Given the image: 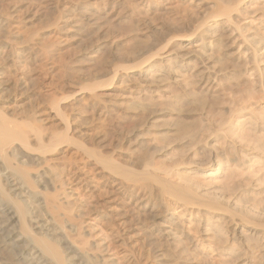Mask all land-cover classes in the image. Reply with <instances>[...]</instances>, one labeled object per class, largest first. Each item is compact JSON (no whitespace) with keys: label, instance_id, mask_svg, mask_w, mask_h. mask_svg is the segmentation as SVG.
Listing matches in <instances>:
<instances>
[{"label":"bare ground","instance_id":"bare-ground-1","mask_svg":"<svg viewBox=\"0 0 264 264\" xmlns=\"http://www.w3.org/2000/svg\"><path fill=\"white\" fill-rule=\"evenodd\" d=\"M249 1L0 0V191L6 183L7 195L15 193L17 201H11L13 194L9 201L14 206L12 214L17 215L21 237L24 238L22 232L28 235L32 241L29 243L42 256L39 259L31 257L28 264H116L109 257L99 258L101 254L97 253L105 252V248L91 253L89 245L88 249L84 248L87 245H81L85 242L84 236H78L86 231H80L83 227H79L84 225L82 211L77 214L72 206L75 212L70 213V208L66 209L67 213L69 211L66 214L57 202L59 199L49 197L51 192L46 190L44 176L37 173L36 167L41 168L45 156H56L59 149L73 145L75 153L80 155L78 161L76 154V161L72 159L74 162L70 161L72 156L65 161L58 154L63 160L62 166L74 189L81 188L91 200L87 214L93 215L104 229V237L109 240L104 243L102 239L108 247L106 251L110 249L121 254L124 264H193L189 256L192 254L182 245L184 240H181L179 225L167 211L169 204L182 210L204 211L218 218L228 215L229 221L243 224L246 231L239 227L232 229L233 241L236 239L245 245L250 238L259 239L260 243L249 244L250 247L245 245L250 252H257L258 257H244V254L239 258L240 264H264V199L259 201L258 198L257 202L255 197L256 202L252 201L253 208L258 210L256 216L249 217L250 213L243 209L242 205L252 198L248 200L247 194L246 200L242 198L245 202L240 209L243 207L244 213L249 214L242 210L236 212L239 207L232 210L226 206L229 204L214 199L218 191L214 188L209 192L210 180L202 182L204 171L220 172L218 168L222 162H217L213 168L219 157L216 155V161H213L204 151L201 158L200 152L196 151L198 159L192 160L195 155L189 158L191 145L196 143L192 141L201 142L199 140L217 136L216 132L226 129L228 132L224 138L232 139L235 135L234 128L231 129L233 123L228 120L235 115L241 117L255 113L248 108L252 106L249 101L264 99V82L256 83L259 90L253 89L252 93L247 90L251 84L244 75L248 62L244 63L245 59L238 57L232 49L231 34L234 31L251 51L250 57L254 61L250 62L255 65L259 62L255 57L264 54V23L263 18L257 17L264 13V0H251L254 7ZM251 17L256 23L254 27L245 25L242 28L240 22ZM13 47L18 50L19 61L33 63L27 73L20 71V74L15 70L10 73ZM43 56L51 62L47 78L41 74L42 64L36 63ZM81 62L83 64H79ZM68 71L74 76L63 80ZM43 79L46 83L41 84L48 87L46 92L51 94L47 100L49 110L60 125L53 131L46 126L50 116L41 114L36 107L38 102L35 106L31 104L30 109L24 106L25 109H20L22 112L17 115L12 112L8 115L1 105L7 98V88L11 87L19 96L35 94L40 90L39 81ZM63 88L70 90V95L57 97V92ZM231 102L233 107L227 109L232 106L229 105ZM226 103H229L227 108ZM81 117L87 119L80 122ZM112 120L132 123L130 132L127 129L134 143L132 150L128 148L129 143H125L124 151L114 147L116 143L114 146H109L110 142H105L107 147L103 145L109 138L115 141L107 127L105 129L107 122L113 124ZM92 122L100 126L94 136L86 129L81 130V126ZM142 128L149 132V136L141 131ZM74 135L82 141L75 140ZM173 142L176 146L172 149L176 154L161 158L170 146L168 143ZM96 144L101 146L100 150H96L99 148ZM17 148L33 156L29 162ZM103 149L107 150L106 154ZM89 174L94 179L87 177ZM229 178V181L233 179ZM225 183L224 186L229 182ZM229 188L226 190L231 192ZM57 192L52 193L57 195ZM220 194L218 197L224 196ZM83 211L86 212L87 208ZM70 214L80 216L82 222L78 220L79 224L76 216L70 217ZM209 231L205 239L212 241L209 239L213 238L212 232ZM60 235L69 242V247H61ZM11 237L14 239L13 235ZM77 237L84 241L78 242ZM183 247L188 254L184 253ZM27 248L23 249L33 255L34 252ZM0 264L6 263L1 261Z\"/></svg>","mask_w":264,"mask_h":264},{"label":"rangeland","instance_id":"rangeland-1","mask_svg":"<svg viewBox=\"0 0 264 264\" xmlns=\"http://www.w3.org/2000/svg\"><path fill=\"white\" fill-rule=\"evenodd\" d=\"M251 2V0L248 2L249 4H250V6L251 7H254V5H253V3H250ZM254 2V1H253ZM260 14V13H259ZM257 15V17H261V18H263L262 19V23H264V13H261L260 15ZM263 15V16H262ZM254 16L255 15H253L252 17L254 18ZM252 17L251 18H247V19H245L244 21L242 20V22H240V26L242 25V28L245 26V27H247V26H249L250 25V27L252 26V27H254V25L256 24L255 22H252ZM252 24V25H251ZM264 25V24H263ZM233 33L231 34V39H232V44H233V46H232V49L236 52V54L238 55V57H240L242 60H244L245 62L244 63H247L248 62V64H246V69H245V71H244V75L248 78V80H249V83L251 82V84H250V86H249V89H247L248 91H249V93L251 92L252 93V91L254 92L256 89H258L259 90V86H257L256 85V83L257 84H261L260 82H264V61H262V60H264L263 58V56H264V54H261V55H258V56H256L255 58H256V60L257 59H259V62L258 63H256L255 65L252 63V62H250V61H254V59H252L251 60V51L249 50V48L247 47V46H245L244 44H243V42H242V39H240L239 38V36H238V34L236 33V32H234V31H232ZM237 35V36H236ZM240 39V40H239ZM248 49V50H247ZM17 52H18V50L16 49V48H12L11 49V54H13L12 55V63L14 64H12L11 62H10V64H11V69H10V73H12V71L13 70H15L16 71V73H17V71H19L18 73H20V71L22 72V71H26V72H24V73H27L29 70H30V68L29 67H31L32 66V64L33 63H31V62H27V61H24V62H26V63H23V62H21V61H19L18 59H17ZM16 53V54H15ZM250 53V54H249ZM257 55V54H256ZM15 56V57H14ZM47 56H48V54H47ZM242 56V57H241ZM44 57L45 56H43L42 58H40V59H38V61H36V63H39V64H42L41 65V69H42V71L43 72H41V74H42V76L44 75V77H45V75H46V78H47V75L50 73V70L48 69L49 67H50V60L48 59V57H45V59H44ZM250 57V58H249ZM17 59V60H16ZM250 60V61H249ZM262 62H261V61ZM247 61V62H246ZM49 62V63H48ZM256 62V61H255ZM254 62V63H255ZM261 62V63H260ZM249 63H250V65H249ZM44 64V65H43ZM79 64H83V62H81V63H79ZM253 64V65H252ZM258 64V66H256ZM31 65V66H30ZM248 65V66H247ZM14 66V67H13ZM24 66V67H23ZM27 66V67H26ZM254 66L256 67V68H254ZM26 67V68H25ZM259 67L261 68V69H259ZM14 68V69H13ZM28 68V69H27ZM45 68V69H44ZM47 68V69H46ZM17 69V70H16ZM20 69V70H19ZM260 70L259 71V73H258V70ZM15 71H13V73H15ZM45 71V72H44ZM49 73H48V72ZM46 73H48V74H46ZM21 74V73H20ZM260 74V75H259ZM12 75V74H11ZM249 77H248V76ZM74 76V74H72V73H70V71H68V72H66L65 73V75H63V80H69V79H71L72 77ZM44 81H45V79H43V80H41V81H39V85H40V90H37V93H35V94H30V95H25V93L24 94H22V95H18L16 92H14V90L11 88V87H9V88H7V91L6 92H8V93H5L6 94V96L5 97H7V98H5V102H1V105H2V108L4 107V109H5V112H7L8 113V115H11L12 113L13 114H19V112L21 113L25 108L26 109H30V108H32V106H35L34 104H36L37 102H38V104H36V107L37 108H39L38 110H41L40 112H41V114H43V116H50V118L48 119V121H47V123H46V126H47V128H48V130L49 131H53V130H55V129H59L60 128V125H59V123H58V121H56L55 120V118L52 116V113H51V111L49 110V103L47 102V100L49 101V97H50V95L51 94H49L48 92H46V89H48V87H46L45 85H42L41 83H44ZM46 83V82H45ZM44 83V84H45ZM257 87V88H256ZM10 88H11V90H10ZM251 88V89H250ZM66 89V90H65ZM253 89H255V90H253ZM13 90V91H12ZM42 90V91H41ZM61 90H62V92H61ZM60 91H59V93L57 92V94L55 93V96L57 95V97H59V98H61V96H69L70 94H68V93H70V90H68L67 88H63V89H61ZM251 90V91H250ZM247 92V91H246ZM246 92H244V94L246 93ZM15 93V94H14ZM38 93H39V95H38ZM47 93H48V95H47ZM248 93V92H247ZM8 94V95H7ZM43 94V95H42ZM33 95V96H32ZM35 95V96H34ZM38 95V96H37ZM38 98H37V97ZM27 98H30V99H27ZM45 98V99H44ZM58 98V99H59ZM25 99H27V101L25 100ZM36 99V100H35ZM40 101V102H39ZM255 100H250L249 101V103H250V105L249 106H251V107H248L250 110H253V111H256L255 113L253 112V114L252 113H249V115H248V113L247 114H245V116H241V117H237V115H235L233 118H231V119H229L228 120V122L229 123H233L232 124V127H231V129L233 130V128H234V133H235V135L232 137V139H226V138H224V136H225V134L228 132V130L226 129V130H223V131H219L220 133H218V132H216L215 134L217 135V136H215V135H210L208 138H206L204 141L201 139V140H199V141H201V142H198L197 143V141H192L193 143H195L194 145H195V147H194V145H191V147H192V149L190 148V152H192V153H189L190 155H189V158H192L195 154H197V153H194V152H196V151H198V152H200L198 155L202 158V153H204V151H205V153L206 154H210L211 155V157H212V159H213V161H216V155H217V157H219V160H218V158H217V161H216V164H215V162H214V167L213 168H215L216 166H217V162H222V164H220L221 166L218 168L219 170H220V172L218 171V173H209L210 172V170H207V171H204V177H202V182L204 181L205 183L206 182H208L209 180V182H210V185H209V188L207 187V189L209 190V189H211V190H209V192H212V191H214V188H215V190L216 191H218V193L216 194L217 196H215L214 197V199L215 200H217V201H219V202H222V203H224V205L225 204H229V205H226V206H228L229 208H231L232 210H234L235 209V207L236 208H238V209H235V211L236 212H240V210H242L243 211V209H245L244 211H246V212H249V213H246V214H249V215H251V216H249V217H253V216H256V215H258V210L257 209H255V208H253L254 206H252L253 204H254V202H256V200H257V202H259V201H261L262 199H264V99L262 100V99H259V100H257V101H255ZM25 102V103H24ZM29 102V103H28ZM35 102V103H34ZM47 102V103H46ZM44 103V104H43ZM230 103V102H229ZM229 103H226V108L228 107V104ZM29 106H28V105ZM31 104H32V106H31ZM21 105V106H20ZM229 105H232V106H230V107H228L227 109H230L231 107H233V103L231 102V104H229ZM6 106V107H5ZM18 106V107H17ZM24 106H27V107H29V108H27V107H25L24 108ZM15 107V108H14ZM224 107H225V105H224ZM22 108H23V110H22ZM22 111H21V110ZM263 109V110H262ZM262 111V112H261ZM12 112V113H11ZM244 112H247V111H244ZM249 112V111H248ZM263 113V114H262ZM16 114V115H17ZM48 114V115H47ZM256 114V115H255ZM255 115V116H254ZM83 116H85V115H83ZM253 116V117H252ZM51 117H52V119H51ZM87 117V116H86ZM86 117H81L80 118V122H84L85 121V119H87ZM241 119V120H240ZM244 119V120H243ZM232 120V121H231ZM235 120V121H234ZM113 121V124H112V122H111V124L110 123H108L107 122V124L109 125V127H108V125L107 126H105V129H106V127H107V130H109V133H110V136L111 135H113L112 137L115 139V141L113 140V139H111V141H112V143H111V141H110V138L109 139H107V140H105L104 142H103V145H105L106 147H107V144H108V142H110L108 145L109 146H112V144H113V146L115 145V143H116V145L114 146V147H116V148H122L121 150H123L124 151V149H126V144H128V145H130V147L128 146V148H130L131 150H132V148H134V143H133V141H132V138H131V136H130V134H129V132H130V127H131V129L133 128V125H131L132 123L131 122H128V121H122V120H120V121H117V120H112ZM115 122V123H114ZM239 122V123H238ZM242 124H241V123ZM53 123V124H52ZM117 123V124H116ZM254 123H256V125L254 124ZM254 124V125H253ZM53 125V126H52ZM58 125V126H57ZM112 125V126H111ZM125 125V126H124ZM252 125V126H251ZM263 125V126H262ZM52 126V127H51ZM82 128H81V130H84V129H86L87 131H88V133H91L93 136H94V132L98 129H100L99 127V124L98 123H96V122H92V124H89V125H87V126H81ZM252 127V128H251ZM245 128V129H244ZM102 129V128H101ZM104 129V128H103ZM111 129L113 130V131H111ZM127 129H129V132H128V130ZM47 130V131H48ZM119 130V131H118ZM125 131V132H124ZM141 131L142 132H144V133H146L148 136H149V132L147 133V131L144 129V128H142L141 129ZM226 131V132H225ZM117 132V133H116ZM245 132V133H244ZM253 132V133H252ZM114 133H116V134H114ZM124 133H126V134H124ZM246 133H248V134H246ZM122 134V135H121ZM222 134V135H221ZM243 136H242V135ZM238 135H239V137H241V139L238 137ZM251 135V136H250ZM118 136V137H117ZM123 138H122V137ZM126 136V137H125ZM111 137V138H112ZM125 137V138H124ZM128 137V138H127ZM130 137V138H129ZM223 137V138H222ZM247 137V138H246ZM254 137V138H253ZM74 138H75V140H78L79 142H81L82 140L78 137V136H76V135H74ZM73 138V139H74ZM116 139H118V140H116ZM245 139V140H244ZM249 139V140H248ZM131 140V141H130ZM220 140V141H219ZM234 140V141H233ZM243 140V141H242ZM247 140V141H246ZM117 141V142H116ZM253 141V142H252ZM255 141V142H254ZM259 141V142H258ZM76 142V141H75ZM105 142L107 143V144H105ZM131 142V143H130ZM78 143V142H77ZM120 143H122V144H120ZM126 143V144H125ZM174 143L175 142H173V143H168L169 145V147H168V149H166V151L167 152H165L164 151V153H166V154H164L163 156H161V158H164L165 156H168V157H171L172 155L174 156V154H176L175 152V150H173L172 148H175V146L176 145H174ZM193 143H191V144H193ZM133 144V145H132ZM222 144H224V145H222ZM32 145H33V142H32ZM97 146H99V148H96V150L97 149H101L100 147V145H98V144H96ZM95 145V146H96ZM198 145V146H197ZM207 145V146H206ZM259 145H262V146H259ZM86 146L87 147H91V146H88L87 144H86ZM96 146V147H97ZM118 146H120V147H118ZM124 146H126V147H124ZM133 146V147H132ZM197 146V147H196ZM249 146V147H248ZM261 147L260 149H259V147ZM75 146L73 145V147H63V148H61V149H59V151H58V154L60 155V156H63L64 158H65V161L67 160H70V161H72V162H74V160H75V148H74ZM124 147V148H123ZM211 147V148H210ZM255 147H257V148H255ZM67 148V149H66ZM127 148V149H128ZM249 148V149H248ZM254 148V149H253ZM65 149V150H64ZM129 149V150H130ZM172 149V150H171ZM257 149V150H256ZM17 150H19L18 152H20V154L22 155V157L25 159V161L26 162H29V160H30V158L31 157H33V156H31L30 157V155L28 154H25V152H21V150L20 149H18L17 148ZM103 150H104V152H103ZM103 150H101L102 152H103V154L105 153L106 154V152L105 151H107L106 149H103ZM191 150H194V151H191ZM203 150V151H202ZM261 150V151H260ZM172 151V152H171ZM175 151V152H174ZM250 151V152H249ZM254 151V152H253ZM202 152V153H201ZM211 152V153H210ZM241 152V153H240ZM64 153V154H63ZM74 153V154H73ZM170 153H171V156H170ZM252 153V154H251ZM50 155V156H45L43 159L45 160V163H42V165H41V168H39V167H36V168H38V170L35 168V171L37 170L38 172V174H40V175H42V179H43V181H44V184L46 185V187L48 186V188L46 189V190H48V193H50L51 194V196H49V197H56L55 199H56V201L59 203V205L61 204V206H60V208L61 209H64V210H68V209H70L71 208V210H72V206H74L73 208V210H75V211H77V212H75V211H71L70 210V213L71 212H75V213H77V214H79V212L80 211H82V213H81V216L83 217V218H81L82 220H83V224L81 223V225H83V226H80L79 225V227L80 228H84V227H86L85 225H87V227L85 228V229H83L82 228V230H80V231H84V230H86V231H84V234H83V232H81V234L78 236V237H83L84 236V240H85V242H84V244H81V245H87V247H84V248H87L88 249V245H89V250H91L90 252L91 253H97L98 252V250H96V249H99V251L100 250H103L104 248V250H105V252H103V253H97L98 255H100L99 256V258H101V259H104V258H106V257H109V258H111V260H113L114 261V263H116V264H124V262H122L123 260L121 259V257H120V255L121 254H118L117 255V253H114V252H112L113 250H110V249H108L107 251H106V248H108V247H106V245L104 244L105 242H108V241H106V236L104 237V233L103 232H105L104 231V229L102 228V226L100 225V224H98V221H95V219L93 218V215L92 216H90V213H88L89 214V216L90 217H88V214H87V212H88V207H89V205H90V201L91 200H89V198L86 196V193H84V191L82 192V189L81 188H79L78 190L76 189V187H75V189H74V186H72V184H71V182L69 181V179H68V177H70L69 175H67V173H66V169H65V167L64 166H62L63 164H62V162H63V160H62V158L60 157L59 158V155ZM219 154V155H218ZM224 154V155H223ZM73 155H74V157H73ZM73 158H72V157ZM77 156H79L80 157V155L77 153L76 154V160L77 159H79V157H77ZM197 155H195L193 158H192V160L194 159V160H196V159H198V156L196 157ZM246 156V157H245ZM69 157H71L70 159H69ZM196 157V158H195ZM199 157V158H200ZM245 157V158H244ZM29 158V159H28ZM46 158V159H45ZM54 160V159H59L58 161H57V159L56 160H52V159ZM167 158V157H166ZM42 159V160H43ZM62 161H61V160ZM72 159H74V160H72ZM203 159H204V157H203ZM47 160V161H46ZM75 160V161H76ZM243 160V161H242ZM60 161H61V163H60ZM78 161V160H77ZM239 161V162H238ZM50 162V163H49ZM243 164V165H242ZM45 166V167H44ZM61 167V168H60ZM43 172H46V174L44 175V173ZM49 172V173H48ZM63 173V174H62ZM235 173V174H234ZM237 173V174H236ZM252 173V174H251ZM57 174V175H56ZM234 174V175H233ZM53 175V176H52ZM63 175V176H62ZM229 175L231 176V178H229ZM238 175V176H237ZM253 175V176H252ZM240 176V177H239ZM61 177V178H60ZM63 177V178H62ZM67 177V178H66ZM87 177H93L92 175H87ZM209 177V178H208ZM243 177V178H242ZM46 178V179H45ZM49 178H51V179H49ZM228 178L229 179H232V180H228ZM241 178V179H240ZM53 179V180H52ZM62 179V180H61ZM68 179V180H67ZM90 179H94V178H90ZM227 179V180H226ZM243 179V180H242ZM0 180H1V178H0ZM59 180V181H58ZM236 180V181H235ZM51 181V182H50ZM62 181V182H61ZM238 181V182H237ZM1 182V184H2V181H0ZM4 182V181H3ZM212 182V183H211ZM228 183L226 186H224V183ZM49 185H48V184ZM56 183V184H55ZM59 183V184H58ZM205 183H203V184H205ZM225 183V184H226ZM236 183V184H235ZM4 184V183H3ZM69 184V185H68ZM223 184V185H222ZM234 186H233V185ZM56 185V186H55ZM59 185V186H58ZM215 185V186H214ZM222 185V186H221ZM231 185V187L229 188V186ZM245 185H247V186H245ZM257 185V186H256ZM2 186V185H1ZM214 186V187H213ZM219 186V187H218ZM224 186V187H223ZM228 186V187H227ZM234 187V189H233V187ZM236 186V187H235ZM253 187V189L251 188V187ZM53 187V188H52ZM55 187V188H54ZM211 187V188H210ZM218 187V188H217ZM221 187V188H220ZM242 187V188H241ZM219 188L220 189H225V191H224V189L223 190H219ZM226 188H229V190L230 189H232L231 190V192H229L228 191V189L226 190ZM240 189V190H238V189ZM250 188H251V190H250ZM5 189L6 190H8V188H7V184L5 183V185H3L2 186V190H4V192L1 190L0 192H3V193H0V262L2 261V262H5L6 264H28V262H31L30 260H28V259H31V257L33 258H42V256H41V254H39V252L38 251H36L35 252V249L33 248V246H31V240H29V237H28V235H26V234H24L23 232H22V236L24 237V238H22L21 237V234H20V229H19V227H18V223L19 222H17V218H15V216H17L16 214H12V213H14L15 212V210H13L14 208V206H13V204H11V201L12 200H15V201H17V198H15L14 197V194L15 193H11L10 192V194L8 193V195H7V192L5 191ZM80 189H81V192H80ZM218 189V190H217ZM245 189H246V191H245ZM250 191H249V190ZM56 190V191H55ZM236 190V191H235ZM242 190H243V192H242ZM260 190V191H259ZM58 191V192H57ZM64 191V192H63ZM221 191H222V193H221ZM232 191H233V193H232ZM262 191H263V193H262ZM55 192H57V195H55V194H53V193ZM199 192H201V193H203L202 191H199ZM46 193H47V191H46ZM47 193V194H48ZM84 193V194H83ZM221 193V194H220ZM6 194V195H5ZM13 194V197H12V199H11V201H9V199H10V196ZM218 194H220V195H224V196H226V197H224V196H219L218 197ZM239 194H241V196L239 195ZM244 194V195H243ZM245 194H247L248 196H249V198H248V200H250V197H252L251 198V200L250 201H248V203H250V202H252V201H254V202H252V204L250 203V204H248L247 202H245V201H243L242 202V198H244L245 197ZM59 195V196H58ZM257 195V196H256ZM7 196H9V198H7ZM238 196H240V197H238ZM6 197V198H5ZM52 197V198H53ZM59 197V198H58ZM212 197H213V195H212ZM216 197H218V198H220V200L219 199H217ZM224 198V200L223 199H221V198ZM229 197V198H228ZM247 197V196H246ZM257 199H256V198ZM227 198H228V201H227ZM241 199L240 200V202H237V201H239L238 199ZM258 198H260L259 199V201H258ZM245 200H246V198H244ZM253 199V200H252ZM256 199V200H255ZM221 200H223V201H221ZM237 200V201H236ZM87 201H89V203L87 202ZM228 203H227V202ZM8 202H10V203H8ZM13 202V201H12ZM236 202V203H235ZM246 204H248V205H244L245 203ZM6 203V204H5ZM71 203H72V205H71ZM242 203H244L242 206L244 207H242L241 209H240V207H241V204ZM4 205V206H3ZM8 205V206H7ZM12 205V206H11ZM77 205V206H76ZM87 205H88V207H87ZM170 206H168V208H167V211L170 213V215H172V217H173V219H174V221H176L177 223L176 224H178L179 225V232H180V235H181V240L183 241H185V244H184V241L182 242V245H185V247H187L186 249H188V253L189 254H192V255H189L190 257H191V262L193 263V264H240V259L242 258V256H244V254H245V256L244 257H255V258H257L258 256H257V252H250V250L249 249H247V248H245V245L247 246H249L250 247V245L252 244V245H256L257 244V242L258 243H260L259 241V239H257V240H259V241H257L256 239L254 240H250V238H249V240L248 241H246V244L245 245H243L241 242V246L239 245L240 243H239V241L238 240H236V239H234V241H236V242H234L233 241V238H232V236H231V231H232V229H236V228H238L239 227V229H242L243 231L245 230L246 231V228L243 226V224L241 225V224H239V222H237V223H233L232 221H229L230 220V218H228L229 216L227 215L226 216V218H228V219H226L225 218V216H222V218H218V216H214V215H210V214H207V213H205L204 211L202 212V211H198V210H193V209H187V210H189V211H187V210H182L181 208H177L176 206H174V205H172V204H169ZM235 205V206H234ZM240 205V206H239ZM251 205V206H250ZM76 206V207H75ZM250 206V207H249ZM64 207V208H63ZM3 208H4V210H3ZM77 208V209H76ZM79 208V209H78ZM80 208H81V210H80ZM86 210V208H87V211L85 212V211H83L84 209ZM171 208H173L172 210H171ZM1 209H2V211H1ZM169 209V210H168ZM64 210H62V211H64ZM67 210L65 211L66 212V214H68L69 213V211H68V213H67ZM171 210V211H170ZM3 211H5V212H3ZM61 211V210H60ZM61 211V212H62ZM241 211V212H242ZM244 211H243V213H244ZM3 212V213H2ZM84 212V213H83ZM74 213V214H75ZM172 213V214H171ZM206 215H205V214ZM244 213V214H245ZM8 214V215H7ZM74 214H70L69 216L70 217H74V216H76V217H74L75 218V220H76V222H78V220H81L79 217H78V215H74ZM87 214V215H86ZM204 214V215H203ZM71 215H73V216H71ZM202 217H201V216ZM205 218H204V217ZM208 216V217H207ZM248 216V215H247ZM2 217V218H1ZM10 217H11V219H10ZM79 219H78V218ZM88 217V218H87ZM224 217V218H223ZM92 218L94 219V220H92ZM200 218V219H199ZM211 218V219H210ZM14 219V220H13ZM85 219V220H84ZM210 219V220H209ZM215 219H217L216 220V222H214L215 221ZM218 219H219V221H218ZM221 219V220H220ZM8 220V221H7ZM82 220H81V222H82ZM88 220V221H87ZM208 220V222H206ZM205 221V222H204ZM213 221V222H212ZM222 221V222H221ZM226 221V222H225ZM86 222H87V224H86ZM209 222H212V223H209ZM218 222V223H217ZM231 222V223H230ZM79 224H80V222H78ZM195 224V225H193V224ZM207 223V224H206ZM215 223V224H214ZM226 224V225H224V224ZM192 224V225H191ZM197 224V225H196ZM219 224H221V225H219ZM232 224V225H231ZM2 225V226H1ZM14 225V226H13ZM200 227H199V226ZM213 225H214V228H213ZM215 225H217L216 227H215ZM238 225V226H237ZM192 226H194V227H196V228H198V229H195L194 227H192ZM221 226V227H220ZM224 226V227H223ZM235 228H234V227ZM89 227H90V230H87V229H89ZM189 227H191V229H190V231L188 230L189 229ZM204 227V228H203ZM209 227V228H208ZM242 227V228H241ZM96 228V229H95ZM194 228V229H193ZM207 228V229H206ZM220 228V229H219ZM227 228V229H226ZM91 229H92V231H91ZM103 229V230H102ZM12 230V231H11ZM17 230H19V231H17ZM94 230V231H93ZM200 230V231H199ZM209 230H211V231H209ZM9 231H10V233H9ZM91 231V232H90ZM182 231V232H181ZM195 231V232H194ZM204 231V232H203ZM212 232L211 234H212V236H213V238L211 237V238H209L210 240H212V241H208V239H205V238H207L206 236H205V234H207V232ZM12 232V233H11ZM36 232V231H35ZM187 232H189V233H187ZM14 233V234H13ZM19 233V234H18ZM87 233H89V235L87 234ZM198 233V234H197ZM200 233V234H199ZM204 233V234H203ZM214 233L216 234L215 236H214ZM220 233V234H219ZM9 234H11V236L13 235L14 236V239L9 235ZM16 234V235H15ZM92 234H94V235H92ZM196 234V235H195ZM230 234V235H229ZM85 235H86V237H85ZM219 235V236H218ZM38 236H40V235H38ZM191 236V237H190ZM11 237V238H10ZM25 237H26V239H25ZM60 237H61V235H60ZM76 238L77 239V241L78 242H81L80 240H82L81 238ZM20 238V239H19ZM101 238V239H100ZM232 238V239H231ZM80 239V240H79ZM102 239H103V241H104V243H103V241H102ZM105 239V240H104ZM191 239V240H190ZM203 239V240H202ZM2 240V241H1ZM15 240H17V241H15ZM66 239L62 236L61 237V242H60V245H61V247L62 246H64V248H66V247H69V242L67 241H65ZM83 240V241H84ZM86 240H87V242L89 243H86ZM27 241V242H26ZM31 241V242H30ZM82 241V242H83ZM233 241V242H232ZM31 244H30V243ZM63 242V243H62ZM81 242V243H82ZM100 242V243H99ZM188 242V243H187ZM192 242V243H191ZM216 242V243H215ZM228 242V243H227ZM232 242V243H231ZM254 242V243H253ZM97 243L100 245V247H99V245H97ZM102 243H103V245H102ZM214 243V244H213ZM220 243V244H219ZM222 243V244H221ZM68 244V245H67ZM250 244V245H249ZM215 245V246H214ZM217 245V246H216ZM233 245V246H232ZM95 246H97V247H95ZM103 246V247H102ZM247 246V247H248ZM26 247H28L29 248V251L30 250H32V252H34V254L33 255H31V253H28L27 251L28 250H26V252H25V249H23V248H26ZM94 247H95V249H94ZM99 247V248H98ZM217 247H219V248H217ZM230 247V248H229ZM27 248V249H28ZM31 248H33V249H31ZM184 248V247H183ZM94 249V250H93ZM185 248L183 249V251L184 250H186ZM22 250V251H21ZM93 250V251H92ZM110 250V251H109ZM246 250V251H245ZM95 251V252H94ZM248 251V252H247ZM31 252V251H30ZM107 252H108V254H109V256H108V254H107ZM237 252V253H236ZM27 253H28V255H27ZM36 253V254H35ZM185 254L187 253V250L184 252ZM187 253V254H188ZM248 253V254H247ZM252 256H251V255ZM256 256H255V255ZM38 255V256H37ZM105 255H107V256H105ZM117 255V256H116ZM40 256V257H39ZM189 256H187L186 255V257H188V258H190ZM194 258H193V257ZM236 258V259H235ZM238 258V259H237ZM240 258V259H239ZM26 259H27V261H26ZM195 261H194V260ZM193 260V261H192ZM199 260V261H198ZM33 261V260H32ZM117 261V262H116Z\"/></svg>","mask_w":264,"mask_h":264}]
</instances>
